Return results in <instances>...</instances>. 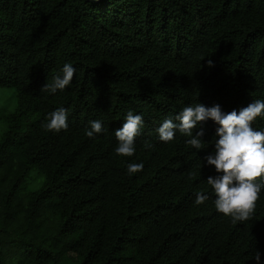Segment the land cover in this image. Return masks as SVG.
<instances>
[{"label": "trees", "instance_id": "trees-1", "mask_svg": "<svg viewBox=\"0 0 264 264\" xmlns=\"http://www.w3.org/2000/svg\"><path fill=\"white\" fill-rule=\"evenodd\" d=\"M65 63L71 84L41 91ZM0 88L17 101L0 116V264H264V187L251 220L215 208L207 179L221 173L204 158L219 126L193 129L201 150L157 132L186 106L264 101V0H0ZM59 108L67 130L47 131ZM129 111L144 126L125 157L115 131Z\"/></svg>", "mask_w": 264, "mask_h": 264}, {"label": "clouds", "instance_id": "clouds-1", "mask_svg": "<svg viewBox=\"0 0 264 264\" xmlns=\"http://www.w3.org/2000/svg\"><path fill=\"white\" fill-rule=\"evenodd\" d=\"M212 66V61H208ZM63 76H55L52 84H45L41 91L55 93L64 90L73 80L76 69L65 63L62 69ZM264 116V101L255 100L239 113L233 110L227 114L222 112L220 105L206 108L202 104L186 106L176 116L179 123L166 119L157 132L164 142H171L176 131L191 137L187 143L197 150L204 149L202 137L205 132L203 127L193 136V129L202 125L207 120H213L219 127L216 135L219 139L215 142V154L207 155L204 159L208 165H214L216 172L221 173L216 177H208L207 183L214 189L216 199L215 208L225 216L231 217L232 223L251 220L256 212L257 202L260 199L261 188L264 187L258 180H264V131L254 130L253 122ZM144 126L142 115L127 113L126 120L115 136L119 141L115 152L119 156L131 157L135 154V139L141 134ZM47 131L60 132L68 128V114L64 108L51 112L47 123L42 125ZM104 131L99 120L90 122V130L86 135L92 138L94 134ZM145 147H151L146 144ZM143 163H130L127 165L128 173L134 174L143 170ZM208 197L198 193L195 204H203ZM255 259L259 261L260 254L256 253Z\"/></svg>", "mask_w": 264, "mask_h": 264}, {"label": "rangeland", "instance_id": "rangeland-1", "mask_svg": "<svg viewBox=\"0 0 264 264\" xmlns=\"http://www.w3.org/2000/svg\"><path fill=\"white\" fill-rule=\"evenodd\" d=\"M16 94L11 88H0V116L2 113H6L8 111L13 110L16 107ZM5 123L0 118V139L3 131L5 130ZM36 171L32 170L29 173V177L26 179V184H24V188L26 189H35L37 184L32 178H34Z\"/></svg>", "mask_w": 264, "mask_h": 264}]
</instances>
